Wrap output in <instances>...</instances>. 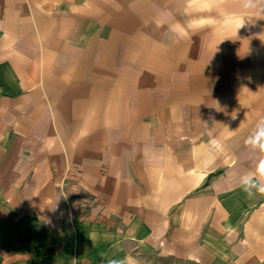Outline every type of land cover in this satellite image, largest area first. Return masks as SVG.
I'll return each mask as SVG.
<instances>
[{"label":"crops","instance_id":"1","mask_svg":"<svg viewBox=\"0 0 264 264\" xmlns=\"http://www.w3.org/2000/svg\"><path fill=\"white\" fill-rule=\"evenodd\" d=\"M261 117L242 0H0V264H264Z\"/></svg>","mask_w":264,"mask_h":264},{"label":"clouds","instance_id":"2","mask_svg":"<svg viewBox=\"0 0 264 264\" xmlns=\"http://www.w3.org/2000/svg\"><path fill=\"white\" fill-rule=\"evenodd\" d=\"M242 2L245 10L253 11L257 16L264 15V0H242ZM245 144L252 149H258L261 156L255 171L240 177V186L248 197L264 195V117L257 121L254 130L246 138Z\"/></svg>","mask_w":264,"mask_h":264}]
</instances>
